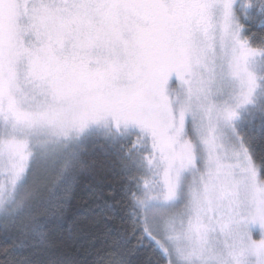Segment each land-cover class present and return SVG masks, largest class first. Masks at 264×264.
Returning a JSON list of instances; mask_svg holds the SVG:
<instances>
[{"label": "snow or ice", "instance_id": "snow-or-ice-1", "mask_svg": "<svg viewBox=\"0 0 264 264\" xmlns=\"http://www.w3.org/2000/svg\"><path fill=\"white\" fill-rule=\"evenodd\" d=\"M0 264H264V0H0Z\"/></svg>", "mask_w": 264, "mask_h": 264}, {"label": "trees", "instance_id": "trees-1", "mask_svg": "<svg viewBox=\"0 0 264 264\" xmlns=\"http://www.w3.org/2000/svg\"><path fill=\"white\" fill-rule=\"evenodd\" d=\"M92 159L102 160L104 159L101 149L95 150V156ZM87 176V174H85ZM90 187L85 180L79 189L76 190L75 195L70 199L66 207V213L72 216L77 213H83L86 208L87 196L89 194Z\"/></svg>", "mask_w": 264, "mask_h": 264}]
</instances>
